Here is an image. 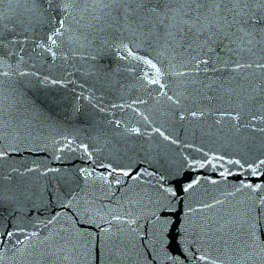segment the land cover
<instances>
[{
	"label": "snow or ice",
	"instance_id": "snow-or-ice-1",
	"mask_svg": "<svg viewBox=\"0 0 264 264\" xmlns=\"http://www.w3.org/2000/svg\"><path fill=\"white\" fill-rule=\"evenodd\" d=\"M0 264H264V0H0Z\"/></svg>",
	"mask_w": 264,
	"mask_h": 264
},
{
	"label": "water",
	"instance_id": "water-1",
	"mask_svg": "<svg viewBox=\"0 0 264 264\" xmlns=\"http://www.w3.org/2000/svg\"><path fill=\"white\" fill-rule=\"evenodd\" d=\"M100 118H102V117H98V119H100ZM78 122V121H77Z\"/></svg>",
	"mask_w": 264,
	"mask_h": 264
}]
</instances>
